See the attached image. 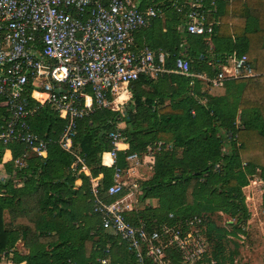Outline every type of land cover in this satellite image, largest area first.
I'll use <instances>...</instances> for the list:
<instances>
[{"label":"trees","instance_id":"trees-1","mask_svg":"<svg viewBox=\"0 0 264 264\" xmlns=\"http://www.w3.org/2000/svg\"><path fill=\"white\" fill-rule=\"evenodd\" d=\"M149 4H157L164 18L144 29L146 46L155 53L166 52L168 68L182 57L192 62L194 73L214 76L219 72L216 67L225 66L236 55L248 58L256 76L226 81L225 94L218 97L203 92L197 78L141 77L130 85L132 98L122 112L96 110L78 122L74 151L84 158L91 176L100 178L101 198L112 203L129 193L125 189L117 196L108 194L115 171L104 166L103 155L112 148L117 125L126 124L124 141L130 147L118 153L117 167L123 172L148 152V146L164 145V151L156 154L151 178L136 181L139 200H155L157 206L132 211L127 220L134 225L143 220L152 230L168 222L170 215L174 220L200 216L209 249L215 242L208 264H228L226 231L215 226L211 216L223 213L235 218L231 227L240 231L239 224L249 217L243 189L258 172L264 182V0L217 4L209 20L218 18L220 25L211 42L186 31L185 17L176 10L184 0ZM27 104L30 108L37 105L32 98ZM29 123L48 142V153L46 158L24 157V145L0 143V171H9L0 178V253L13 250L15 264H102L103 260L136 264L128 245L102 228L93 212L90 177L73 168L75 157L58 144L65 121L46 105ZM8 150L13 157L11 167L5 156ZM18 159L23 166L15 167ZM105 160L111 164L108 154ZM78 180L82 181L79 188ZM19 243L27 253L15 250ZM167 254L170 264H182L175 249Z\"/></svg>","mask_w":264,"mask_h":264},{"label":"built area","instance_id":"built-area-1","mask_svg":"<svg viewBox=\"0 0 264 264\" xmlns=\"http://www.w3.org/2000/svg\"><path fill=\"white\" fill-rule=\"evenodd\" d=\"M155 0H0V143L5 147L18 143L26 153L46 158L48 142L33 132L30 119L48 105L65 121L58 139L59 146L72 154L74 169L90 177L93 212L101 226L124 241L136 258V264H170L167 251L175 249L182 264H197L209 250L204 219L194 216L169 221L150 230L145 221L134 225L127 214L134 211L132 202L140 188L136 179L117 167L120 145L125 142L124 122L117 125L108 152L115 171L108 188L110 196L125 189L129 193L112 203L100 195V178H93L84 158L74 151L73 139L78 122L96 110L120 111L122 95L131 100L130 85L141 77L157 80L176 74L201 79L212 87L221 88L228 80L253 78L256 74L246 56L231 58L230 67H222L214 76L196 74L192 62L179 57L173 68L166 66L168 54L155 53L137 43V35L153 20L164 18ZM224 0H184L176 7L185 17L184 27L193 36L211 42L219 19L209 20L217 4ZM30 87L33 89L30 90ZM61 91H57V90ZM35 93L45 95L36 98ZM37 105L28 107L27 99ZM120 100V101H119ZM157 146H163L161 143ZM152 152L151 147L147 148ZM145 160L154 165L155 157ZM13 161V157L11 162ZM23 166V160L15 161ZM18 165V166H19ZM6 177V176H5ZM3 179V178H2ZM14 251L0 253V264H15ZM103 260L102 264H106Z\"/></svg>","mask_w":264,"mask_h":264},{"label":"rangeland","instance_id":"rangeland-1","mask_svg":"<svg viewBox=\"0 0 264 264\" xmlns=\"http://www.w3.org/2000/svg\"><path fill=\"white\" fill-rule=\"evenodd\" d=\"M195 66H197L195 64ZM199 66L196 67V69ZM201 80V79H200ZM202 91L209 94L211 97H218L220 94L217 92L218 88L207 85L206 82L201 80ZM127 100L123 106L119 105L121 110L130 104V98L128 95H122ZM163 146H152V152L149 154L145 152L139 162L143 165L145 155H153L156 158L157 153L164 151ZM147 151V150H146ZM31 154H28L30 156ZM15 167H20L19 164L14 162ZM19 165V166H18ZM150 174L147 180H149L153 174L152 164H149ZM7 176V174H6ZM0 178H5V175H0ZM243 196L245 199V205L248 209V220L242 221L239 224L240 231H234L231 226L236 223V219L227 216L223 213L215 214L211 216V220L215 226L220 227L224 231V241L227 247L226 250V262L228 264H264V182L261 180L260 172H258L250 181V184L243 189ZM130 202V199L127 200ZM131 203V202H130ZM143 204V203H141ZM143 207H148L143 204ZM213 245H210L209 253L206 260L202 264H208L207 260L211 258L213 254ZM232 258L233 260H231Z\"/></svg>","mask_w":264,"mask_h":264},{"label":"crops","instance_id":"crops-1","mask_svg":"<svg viewBox=\"0 0 264 264\" xmlns=\"http://www.w3.org/2000/svg\"><path fill=\"white\" fill-rule=\"evenodd\" d=\"M220 3V2H219ZM218 3V4H219ZM137 43H138V45H140V46H146V35H145V32L144 31H142L140 34H138L137 35ZM226 67H230L231 66V58L230 59H228V62H227V64L225 65ZM224 65L222 66H219V67H216L217 69L219 68V71L221 70V68L222 67H225ZM229 81V80H228ZM231 81V80H230ZM218 91V93L220 94V96H222V95H224L225 94V87L223 86V87H221V88H218L217 89ZM149 147V146H148ZM147 147V148H148ZM129 145L128 144H126L125 142H123V143H121V145H120V149H121V152H123V151H127V150H129ZM106 154H108V153H104V155H103V164H104V166H106V167H108V165H107V163H106V160H105V155ZM6 155H8L9 156V164H10V167H11V159H12V153H11V151H6V154H5V156ZM5 158V157H4ZM148 160H145V158H144V160H143V162L145 163L144 165L141 163V162H139V161H133V162H131V167L132 168H130V170H129V174L130 175H132L133 174V176H134V178L137 180V181H145V180H147V178H148V175L150 174V169H149V163L147 162ZM110 166V165H109ZM110 168V167H109ZM11 171V170H10ZM9 171H0V175H5L6 176V174L8 173ZM137 173H139L140 174V176L138 177H136V174ZM81 184H82V181L81 180H78L77 182H76V185H77V187L79 188L80 186H81ZM130 201L132 202V204H133V209H134V211H140V210H143V209H145V207H143V204H145V205H147L148 207L149 206H154V207H156L157 206V201H155V200H153V201H145V202H142V201H140L139 200V198H136V197H132V198H130ZM141 203H143V204H141ZM147 208V207H146ZM15 250H17V251H19V253H27L26 252V250L24 249V247H23V244L22 243H19L18 244V246H17V249H15ZM25 263V262H24ZM23 264V263H22Z\"/></svg>","mask_w":264,"mask_h":264},{"label":"bare ground","instance_id":"bare-ground-1","mask_svg":"<svg viewBox=\"0 0 264 264\" xmlns=\"http://www.w3.org/2000/svg\"><path fill=\"white\" fill-rule=\"evenodd\" d=\"M37 98H45V95H41V94L37 93Z\"/></svg>","mask_w":264,"mask_h":264},{"label":"water","instance_id":"water-1","mask_svg":"<svg viewBox=\"0 0 264 264\" xmlns=\"http://www.w3.org/2000/svg\"><path fill=\"white\" fill-rule=\"evenodd\" d=\"M57 91H61V90L59 89V90H57Z\"/></svg>","mask_w":264,"mask_h":264}]
</instances>
